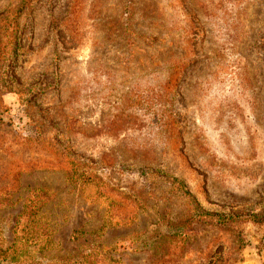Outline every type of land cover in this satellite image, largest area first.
Listing matches in <instances>:
<instances>
[{
	"label": "rangeland",
	"instance_id": "374dc122",
	"mask_svg": "<svg viewBox=\"0 0 264 264\" xmlns=\"http://www.w3.org/2000/svg\"><path fill=\"white\" fill-rule=\"evenodd\" d=\"M0 248L264 264V0H0Z\"/></svg>",
	"mask_w": 264,
	"mask_h": 264
},
{
	"label": "trees",
	"instance_id": "16d2710c",
	"mask_svg": "<svg viewBox=\"0 0 264 264\" xmlns=\"http://www.w3.org/2000/svg\"><path fill=\"white\" fill-rule=\"evenodd\" d=\"M3 251H7V250H3V249L0 248V255L4 253ZM1 260L2 261H5V260H7V257L6 256H3V259H1Z\"/></svg>",
	"mask_w": 264,
	"mask_h": 264
}]
</instances>
